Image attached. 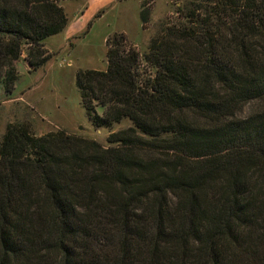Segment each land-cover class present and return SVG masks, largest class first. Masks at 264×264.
<instances>
[{
	"label": "trees",
	"instance_id": "1",
	"mask_svg": "<svg viewBox=\"0 0 264 264\" xmlns=\"http://www.w3.org/2000/svg\"><path fill=\"white\" fill-rule=\"evenodd\" d=\"M60 1L0 0L8 95L23 54L36 71L67 26ZM183 18L144 54L109 35L106 69L77 72L95 128L130 122L106 144L7 125L0 264H264V0H201Z\"/></svg>",
	"mask_w": 264,
	"mask_h": 264
},
{
	"label": "rangeland",
	"instance_id": "2",
	"mask_svg": "<svg viewBox=\"0 0 264 264\" xmlns=\"http://www.w3.org/2000/svg\"><path fill=\"white\" fill-rule=\"evenodd\" d=\"M199 3L201 0H61L70 19L76 16L78 6L87 7L85 11L91 17L89 23L83 24L85 32L69 39L66 45L52 38L56 44L51 51L45 46L48 60L36 71L23 54L17 63L19 76L14 92L8 95L0 87V137L11 124L27 127L37 136L64 130L106 144L110 132L123 129L130 122L125 119L110 128H95L82 104L77 72L106 69V39L115 32H126L128 42L144 54L152 38L183 21V15ZM143 4L149 10L144 28L140 19ZM97 7H101L100 15L93 12ZM252 104L247 108H252ZM97 111L102 113L103 107L98 106Z\"/></svg>",
	"mask_w": 264,
	"mask_h": 264
},
{
	"label": "crops",
	"instance_id": "3",
	"mask_svg": "<svg viewBox=\"0 0 264 264\" xmlns=\"http://www.w3.org/2000/svg\"><path fill=\"white\" fill-rule=\"evenodd\" d=\"M82 5V4H81ZM87 7L85 6L84 9L82 6H78V10H77V14L75 17H73L72 19L69 18L68 16V23L67 26L65 27V29L63 31H61L60 33L52 36V37H48L45 41V46L51 51L52 48L55 46V42L54 39L52 38H58L60 39V44L62 45H66L69 41V39L73 38L74 36L80 35L81 33H84V27L86 24L89 23L90 17L91 15H87V12L85 11ZM101 7H97L94 9L93 12H99ZM83 15V17H80ZM95 15V14H94ZM86 31H90V29H87ZM125 32V31H124ZM126 33V32H125ZM50 40V41H49Z\"/></svg>",
	"mask_w": 264,
	"mask_h": 264
}]
</instances>
